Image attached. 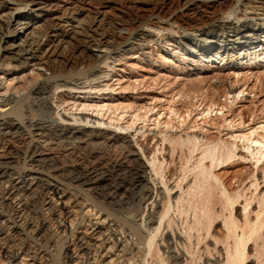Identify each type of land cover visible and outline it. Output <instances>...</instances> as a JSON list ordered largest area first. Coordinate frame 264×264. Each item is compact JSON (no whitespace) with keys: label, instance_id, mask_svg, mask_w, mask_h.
<instances>
[{"label":"rangeland","instance_id":"374dc122","mask_svg":"<svg viewBox=\"0 0 264 264\" xmlns=\"http://www.w3.org/2000/svg\"><path fill=\"white\" fill-rule=\"evenodd\" d=\"M245 10L235 9L228 15L229 21L235 15L241 19L264 18V9ZM152 23L157 21L145 19V25L136 31L141 34L136 41L133 31H121L126 49L133 47L128 54L120 50L107 53L106 57L98 54L100 59L85 67L63 68L61 77L79 78L77 86L57 89L50 104V92L61 84L55 81L56 77L51 78L49 93L43 96L47 104L38 106L37 116L43 117L49 108L56 122L47 125L67 129V137L75 133L112 137L113 153H135L134 159L144 167L147 187L155 189L153 199L147 202L145 212L130 206L118 213L117 223H137L136 216L140 214L144 220L149 214L157 219L166 210L164 205H170L152 252L146 256L149 264H225L233 240L225 227L230 217L237 226V236L243 229L259 226L247 242L243 264H264V58L233 63L235 58H242L243 53L237 51L233 56L221 54L211 63H198L201 58L193 50L199 46L212 48L216 41H222L219 32L206 35L183 30L176 24ZM234 23L239 25L236 20ZM8 70L0 76L1 96L6 91L7 98H28L33 84H43L41 69ZM82 78L91 79L87 87H82ZM7 110L8 106L1 102L0 114ZM18 160L20 164L22 159ZM19 166L16 165L17 170L22 168ZM8 189L9 184L1 182L4 207L0 212L5 217L0 229V254L5 239L16 249L24 237L31 244L30 236L34 235L33 225L19 228L7 220V215L25 217L23 208L29 201L21 196L8 199L1 193ZM66 194L57 192L53 201L60 206L62 198L64 201L69 197ZM226 197L235 202L232 208L226 206ZM39 207L28 213L34 217L43 215ZM45 216L50 235H56L54 218ZM98 220L103 218H91L92 224ZM158 224L159 221L153 223V228ZM104 230V238L112 235L107 228ZM90 233L91 230L87 234ZM64 235L60 237L63 239ZM61 244L53 251L47 250L56 264L60 263L56 255L61 254ZM90 253L88 259L94 256L93 248ZM78 254H72L70 264H84L83 253ZM135 260L136 264L140 261L137 257Z\"/></svg>","mask_w":264,"mask_h":264},{"label":"bare ground","instance_id":"6f19581e","mask_svg":"<svg viewBox=\"0 0 264 264\" xmlns=\"http://www.w3.org/2000/svg\"><path fill=\"white\" fill-rule=\"evenodd\" d=\"M239 7L244 10L264 9V0H0V76L9 68L22 72L35 68L44 71L43 84H33L28 98L20 95L7 98L6 91L1 96L0 77V103L8 106L7 112L0 114V184H9V189L1 193L12 201L20 196L29 200L23 208L25 217L7 215V220L11 219L19 228L34 227L31 244L24 237L14 249L9 240L3 241L5 248L0 254L4 258L1 263L56 264L47 250L57 249L63 240L58 249L61 256L56 255L59 264H70L72 254L77 252L78 255L83 253L84 264H105L107 259L110 261L106 264H136V257L140 259L138 264H149L146 256L152 252L170 205H164L166 210L157 219L149 214L144 220L140 214L136 216L139 217L138 224L135 221L126 223V226L117 223L115 217L118 213L130 206L145 212L147 202L153 199L155 189L147 187L144 167L134 159L135 153H113L115 139L112 137L76 133L67 137V129L47 125L56 122L52 117L53 110L46 108L44 116L39 117L38 106L47 104L43 96L51 78L58 77L55 81L61 84H56L50 92V101L56 97L57 89L77 86L79 78L68 80L61 77L63 68L85 67L98 61V54L105 56L117 50L128 54L133 47L126 49L121 31H133V40L136 41L141 36L136 31L145 25V19L156 20L157 23H152L154 26L176 24L183 30L206 35L219 32L222 41H216L212 48L199 46L193 50L201 58L198 63H211L221 54L233 56L237 51L243 53L242 58H235L233 63L247 58L248 61L262 59L264 18L248 16L241 19L233 14L229 21L228 15ZM82 79V87H87L91 79ZM18 159H22L21 169ZM57 192H67L65 197L69 196L64 201L62 198L60 206L58 201H53ZM225 201L229 208L235 203L227 197ZM38 206V211L44 214L31 216L33 213L28 212ZM1 212L0 229H3L4 215ZM45 214L54 218L56 235H50ZM95 216H101L103 220L92 224L91 218ZM106 221L112 226L104 227ZM156 221L159 224L153 228ZM228 221L225 227L233 240L225 264H243L247 242L257 233L259 226L243 229L237 236V226L231 217ZM65 222L69 224L68 228H65ZM104 228L112 232L108 238L103 237ZM58 230L61 231L57 235ZM60 235H64L63 239ZM90 248H93L94 256L88 259ZM102 252L105 253L100 260ZM173 256L175 260V254Z\"/></svg>","mask_w":264,"mask_h":264}]
</instances>
